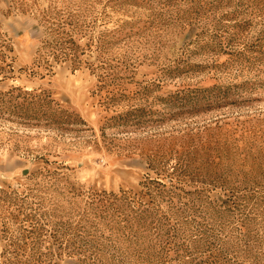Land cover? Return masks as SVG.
<instances>
[{
	"label": "rangeland",
	"instance_id": "374dc122",
	"mask_svg": "<svg viewBox=\"0 0 264 264\" xmlns=\"http://www.w3.org/2000/svg\"><path fill=\"white\" fill-rule=\"evenodd\" d=\"M0 264H264V0H0Z\"/></svg>",
	"mask_w": 264,
	"mask_h": 264
}]
</instances>
